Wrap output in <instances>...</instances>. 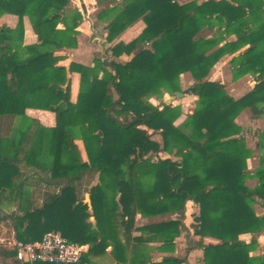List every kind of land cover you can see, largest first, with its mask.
<instances>
[{
  "label": "trees",
  "instance_id": "16d2710c",
  "mask_svg": "<svg viewBox=\"0 0 264 264\" xmlns=\"http://www.w3.org/2000/svg\"><path fill=\"white\" fill-rule=\"evenodd\" d=\"M180 1L106 0L98 15L109 21L105 54L93 66L66 68L57 53L77 47L80 9L70 0H0V18L18 17L16 28L0 27V224L16 239L28 242L57 231L87 247L82 264H94L109 246L115 264H188L197 249L203 251L197 264H264V254L251 255L264 234V214L255 210L258 204L264 209V154L251 174L252 152L235 123L246 108L258 113L264 100V0ZM25 17L34 44L24 45ZM140 20L146 26L136 39L116 43ZM205 28L221 35L206 38ZM225 34L236 40L227 42ZM246 45L231 61L233 79L259 74V83L234 100L225 85L207 78L224 56ZM69 73L81 77L75 103ZM185 73L198 97L193 113L154 105L162 91L181 92ZM24 85L31 89L22 96ZM29 108L53 112L55 126L29 121ZM259 139L263 148L264 133ZM161 154L177 159L161 160ZM23 165L52 180L66 178L69 187L26 176ZM249 179L258 181L255 188L246 185ZM188 202L198 207L190 228ZM10 205L14 210L6 212ZM138 216L144 223H137ZM190 229L218 243L202 247ZM183 233L182 258L153 260L152 253L174 254ZM245 234L249 243L240 239ZM13 256L0 244V261Z\"/></svg>",
  "mask_w": 264,
  "mask_h": 264
},
{
  "label": "crops",
  "instance_id": "0c3cea01",
  "mask_svg": "<svg viewBox=\"0 0 264 264\" xmlns=\"http://www.w3.org/2000/svg\"><path fill=\"white\" fill-rule=\"evenodd\" d=\"M188 0H181V3H186ZM86 9H87V17H84L82 23L78 27V36H77V47L74 49H65L60 52H58V55H61L63 57V60L60 62V65L69 68L71 63H78L85 66H93L94 60L96 58H102L105 54L106 48L109 46L106 43V37H107V30L106 26L109 23L107 19L100 20L98 18V15L101 11L107 9L108 4L106 0H83ZM70 7H76L80 9V3L78 0H70ZM81 11V10H80ZM82 13V12H81ZM83 15V14H82ZM18 23V17L14 15L4 14L0 18V27L6 26L8 28L14 29L16 28ZM145 23L140 20L136 22L133 26L128 28L126 31H124L118 38L116 39V43L123 42V43H130L134 39H136L145 29ZM225 31V28L223 27L221 29V32ZM202 34L206 38L211 37H219L221 33L217 29H209L205 28L202 31ZM226 35V34H225ZM227 42H232L236 40V36L234 34L227 36L226 35ZM37 41V37L32 29L30 20L28 17L24 18V45H30L34 44ZM226 42V41H225ZM224 42V43H225ZM222 44H220L221 46ZM249 48V45L244 46L242 49H240L238 52H236L233 55H226L224 56L212 69L210 72V75L208 76L209 81H216L220 82L221 84L225 85V89L227 94L232 97L234 100H239L246 96L249 92L255 89L256 85L259 83L258 77L259 74L252 75L249 73L246 76H243L242 78H239L237 80L233 79V72H232V65L231 61L234 56L238 55L239 53L243 52L245 49ZM122 61L129 60V57L122 56ZM68 78L70 81V87H71V102L75 103L78 98V93L80 89V74L78 73H69ZM28 84V83H27ZM194 81L190 73H185L180 76V87L181 91H185L187 89H190L193 87ZM29 85V84H28ZM24 85L20 89V94L24 96L28 90L31 89V85ZM170 96V94L162 91L161 95H158L152 99L154 105L161 108V104L165 103V99H167ZM158 100H161L162 102L157 105L155 102ZM178 102H172L173 106H181L183 115L192 114L198 97L194 95V93L184 95L182 99H178ZM258 113H253L251 108L244 109L239 116L236 118L235 123L242 128V137L245 140V146L246 149L252 152V156L247 160V166L248 171L253 174L257 168L260 166V159L262 155L264 154V147H259L260 139L259 135L260 133H264V100L261 101L258 108ZM26 118L30 121L32 119L38 120L44 127H54L56 124V115L53 112L29 108L26 110ZM80 141H77V144L79 146ZM264 144V142H263ZM80 148V146H79ZM81 150V148H80ZM82 152V151H81ZM83 154V153H82ZM85 158V154L83 155ZM258 181L256 179H249L246 182V185L249 188H255L257 186ZM88 195V194H87ZM190 206L192 212L191 215L193 217V214L198 213V207L194 205L192 202H188L187 208ZM255 210L258 216H262L264 214V209L262 208L261 204H258L255 206ZM138 220H141V223H144V220L141 219L139 216L137 217V223ZM193 223V222H192ZM190 223V225L192 224ZM190 225H188L187 228H190ZM190 231H192L190 229ZM8 232V231H7ZM6 232V233H7ZM184 234V233H183ZM182 234V235H183ZM134 235H138L135 233ZM182 235L176 240V244L179 242H182ZM11 236H14L13 233H11ZM2 237L0 241L3 239ZM196 243H198L202 247H206L210 244H217L218 240L213 239L211 237H201V236H194L192 233L191 236ZM240 239L249 243L251 240V236L248 234L241 235ZM187 241V239H186ZM259 243V250L256 252H253L251 255L256 256L258 254H264V234L261 235L258 239ZM182 245V243H181ZM180 247L176 245V253L174 254H167V253H152L153 260L155 262H158L160 259H162L166 256H176L179 258H182L184 256L185 248L183 249V254ZM183 246V245H182ZM186 246V243H185ZM263 249V250H262ZM112 247L109 246L105 252V254L93 258L94 264H115L116 261L111 255ZM180 254V255H177ZM203 259V251L201 249H197L192 251L188 257H187V263L188 264H197L199 261ZM1 262V261H0Z\"/></svg>",
  "mask_w": 264,
  "mask_h": 264
},
{
  "label": "built area",
  "instance_id": "2783aa9c",
  "mask_svg": "<svg viewBox=\"0 0 264 264\" xmlns=\"http://www.w3.org/2000/svg\"><path fill=\"white\" fill-rule=\"evenodd\" d=\"M6 244L14 252L13 258L0 264H82L87 247L67 241L61 233L51 231L40 239L24 242L12 236L5 237L0 244Z\"/></svg>",
  "mask_w": 264,
  "mask_h": 264
},
{
  "label": "water",
  "instance_id": "95a60500",
  "mask_svg": "<svg viewBox=\"0 0 264 264\" xmlns=\"http://www.w3.org/2000/svg\"><path fill=\"white\" fill-rule=\"evenodd\" d=\"M79 3H80V10L83 14L84 17H87V9H86V6L83 2V0H78ZM194 88L191 87L190 89H187L185 91H181V92H176L175 95H172L170 97H168L167 99H165V104L166 105H170L172 104L173 101H176L178 99H182L184 97V95H187V94H191L194 92ZM22 170L26 173V176H30V175H40L43 180L46 182V183H50V184H62L63 185V189H66L69 187V183L67 181L66 178H59V179H55V180H52L49 178L48 174L42 170H39L35 167H28L26 165H23L22 166ZM85 202L89 205V207L91 208V203H90V198H89V195H86V200ZM93 221V218L91 219ZM161 259L158 261L160 262Z\"/></svg>",
  "mask_w": 264,
  "mask_h": 264
},
{
  "label": "rangeland",
  "instance_id": "374dc122",
  "mask_svg": "<svg viewBox=\"0 0 264 264\" xmlns=\"http://www.w3.org/2000/svg\"><path fill=\"white\" fill-rule=\"evenodd\" d=\"M170 96H172V95H170ZM169 96V97H170ZM153 101H155V100H153ZM179 100H176V101H173V102H178ZM162 101L161 100H158L157 102H155L157 105H159V103H161ZM170 105H172V104H170ZM23 124V123H22ZM21 124V126H23V128H24V126L25 125H22ZM153 139L154 140H156V141H158L159 143H161V137L159 136V135H157V134H154L153 135ZM79 146H80V148H81V151H82V155H84L85 154V152H84V148H83V145H82V143H79ZM160 158H161V160H165V159H171V160H176L177 158H175V157H172V156H168V155H165V154H161L160 155ZM4 210L6 211V212H11V211H13L14 210V208H13V206H6V207H4ZM191 212H192V210H191V208H190V206H188V208H187V211H186V218H185V225L188 227V225H190V223H192L193 222V217H192V215H191ZM139 222H141V220H138V224H140ZM8 231V232H7ZM7 232V233H6ZM192 233H193V231H190V234H189V236L191 237L192 236ZM2 237H5L6 239H10L12 236H11V231L10 230H8L6 227H4L2 224H0V239L2 238ZM181 239H182V242H179V243H177L176 245H177V247L179 246L180 247V245H181V243H182V245H181V250H182V253H180L181 255L183 254V249H184V247H186L187 246V241H186V239H187V236H186V233H184L183 235H182V237H181ZM185 243H186V246H185ZM264 247V246H263ZM264 249V248H263ZM262 249V250H263ZM175 253H176V251H175ZM256 253H258V252H256ZM180 254H177V255H180Z\"/></svg>",
  "mask_w": 264,
  "mask_h": 264
}]
</instances>
